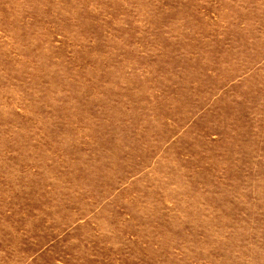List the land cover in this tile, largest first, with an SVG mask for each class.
Here are the masks:
<instances>
[{
    "label": "rangeland",
    "instance_id": "374dc122",
    "mask_svg": "<svg viewBox=\"0 0 264 264\" xmlns=\"http://www.w3.org/2000/svg\"><path fill=\"white\" fill-rule=\"evenodd\" d=\"M0 264H264V0H0Z\"/></svg>",
    "mask_w": 264,
    "mask_h": 264
}]
</instances>
